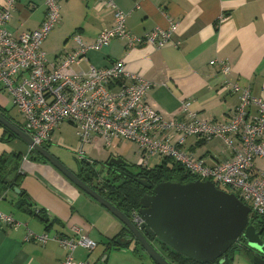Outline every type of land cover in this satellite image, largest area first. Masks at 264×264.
<instances>
[{
	"label": "crops",
	"instance_id": "obj_1",
	"mask_svg": "<svg viewBox=\"0 0 264 264\" xmlns=\"http://www.w3.org/2000/svg\"><path fill=\"white\" fill-rule=\"evenodd\" d=\"M115 1L130 13L127 25L135 34L166 25L164 10L180 22L179 31L174 36L180 44L171 43L163 48L149 44L127 48L123 41L114 39L109 45L90 50L77 69L89 71L92 66L104 68L123 60L128 71L152 81L147 100L168 117L178 115L182 104L188 103L189 109L200 118L229 120L240 102V92L223 90L225 78L249 85L252 94L264 100V0ZM3 3L4 0H0V6ZM45 10V0H19L5 28L14 34L35 30L41 25ZM113 23V11L107 7L97 9L92 0H63L61 20L43 44L48 60L54 61L65 50L73 51L78 46L75 34H80L86 44H92L99 33ZM214 59L226 61L232 71L226 75L218 64H211ZM12 105L15 106L11 95L0 85V106L10 111ZM251 110L255 112L256 107ZM58 131L66 133L63 140L59 136V142L77 149L80 139L77 127L65 121L47 144L50 150ZM4 133L5 129L0 125V155L20 152L24 160L18 184L6 189L0 187V210L22 222L18 227L0 225V264H60L66 249L55 240L46 244L27 240L28 229L36 233L71 236L75 234V228L89 234L98 243L92 251L83 247L76 249L74 258L78 261L156 264L141 246H109L111 240L121 234L129 240L124 224L51 163L31 159V149L24 141L17 138L3 142ZM234 146L240 148L237 138ZM183 148L194 158H203L209 164L231 158L234 154V149L217 137L203 141L190 136ZM134 150L139 156L135 143L115 139L107 144L96 137L86 146L85 153L91 162H104L110 157L129 161ZM74 154L82 159L77 150ZM162 160L155 157L151 166ZM262 171L264 157L258 159L252 168L254 174ZM14 177L12 174L10 179ZM15 187L23 193L17 192ZM39 209L43 217L39 215Z\"/></svg>",
	"mask_w": 264,
	"mask_h": 264
},
{
	"label": "built area",
	"instance_id": "obj_2",
	"mask_svg": "<svg viewBox=\"0 0 264 264\" xmlns=\"http://www.w3.org/2000/svg\"><path fill=\"white\" fill-rule=\"evenodd\" d=\"M18 1L4 0L0 6V85L23 115L25 130L35 144L47 145L62 123L69 121L77 127L82 159H87L85 148L96 137L107 144L115 139L135 143L139 165L148 168L155 157L172 158L198 179L212 180L236 192L251 206L250 222L254 216L264 220V171L252 172L256 161L264 157V100L254 96L249 85L225 78L223 90L240 92V102L227 121L200 118L189 109L188 103L182 104L178 115L168 117L147 100L152 81L128 71L123 60L104 68L92 66L89 71L77 69L90 50L109 45L114 39L123 41L127 48L144 44L155 48L171 43L179 45L174 40L179 21L162 10L167 17L166 25L135 34L127 25L130 13L115 0H92L97 9L107 7L113 11V25L103 29L92 44H86L80 34H75L78 46L49 61L43 44L61 20L63 0H45V16L39 28L14 34L5 25ZM211 64H218L226 75L232 71L226 61L214 59ZM253 106L255 112L251 110ZM190 136L203 141L220 138L234 149V154L214 164L194 158L183 148ZM235 138L240 141L239 149L234 146ZM133 221L138 226L143 223L139 213ZM0 225L18 227L22 222L0 210ZM74 231V235L61 236L28 229L26 239L41 244L57 241L66 249L60 264H91L76 260L74 252L79 247L92 251L98 246L97 241L79 228Z\"/></svg>",
	"mask_w": 264,
	"mask_h": 264
},
{
	"label": "water",
	"instance_id": "obj_3",
	"mask_svg": "<svg viewBox=\"0 0 264 264\" xmlns=\"http://www.w3.org/2000/svg\"><path fill=\"white\" fill-rule=\"evenodd\" d=\"M0 123L42 155L71 182L97 200L117 217L130 231L126 238L137 241L157 264H172L149 240L158 238L178 253L205 263L220 259L224 264L227 253L244 238L246 245L260 253L254 257L264 263V239L250 222L251 206L234 192L217 187L212 180L160 181L155 184L139 179L151 192L141 197L139 214L143 223L138 226L125 212L84 181L76 170L67 165L47 146L34 143L31 135L0 112ZM110 163L125 159L112 157ZM17 192H21L16 187Z\"/></svg>",
	"mask_w": 264,
	"mask_h": 264
},
{
	"label": "trees",
	"instance_id": "obj_4",
	"mask_svg": "<svg viewBox=\"0 0 264 264\" xmlns=\"http://www.w3.org/2000/svg\"><path fill=\"white\" fill-rule=\"evenodd\" d=\"M0 112H2L7 118L15 122L21 128L25 129L24 124L18 119L14 118L8 109L0 106ZM0 125L5 129V133L1 137L3 142L8 143L14 139H20L15 133L7 129L1 123ZM29 154L31 159L47 162V160L35 150H30ZM110 158L104 162H91L88 159L78 158L79 166L77 173L84 181L93 186L104 197L109 199L119 209L130 216L132 220H134L135 215L139 213V209L141 208V197L144 194L151 192L144 184L139 181V179H146L152 184L168 180L187 182L198 179L196 176L189 173L182 164L172 158H162L163 160L161 163L154 166H151L150 163V167L148 168L143 167L138 163H131L126 159L125 162L120 164L110 163ZM23 160L24 155L20 152H13L11 154L4 153L0 155L1 188L6 189L10 186L18 184L19 178L21 176L20 169ZM12 174H15V177L10 179ZM217 187L229 192H234L233 190L225 189V187L218 183ZM38 211L39 215L43 217L41 209ZM251 222H253V224L257 227L262 238L264 239V220L260 217L254 216L251 218ZM124 227L127 233H130L129 229L125 225ZM240 239L245 241L244 238ZM149 240L172 264H221L220 261H216L214 263L197 261L178 253L176 250L162 243L156 238L153 239L151 236H149ZM130 244L136 245L137 247L141 246L137 241L125 240L124 234L114 237L109 243V246H129ZM233 248L231 249L232 251H234ZM231 258L232 257L229 255L224 264H228Z\"/></svg>",
	"mask_w": 264,
	"mask_h": 264
},
{
	"label": "rangeland",
	"instance_id": "obj_5",
	"mask_svg": "<svg viewBox=\"0 0 264 264\" xmlns=\"http://www.w3.org/2000/svg\"><path fill=\"white\" fill-rule=\"evenodd\" d=\"M10 113L11 115L14 116V118H17L19 121H21L22 115L18 112V109L16 106H11L10 108ZM73 127V125H72ZM74 128V127H73ZM59 136H61V140H63L66 137L65 132H57L56 135V141L50 146L51 151L55 155H59L58 157L61 158L65 163L68 162L69 165H72L73 167L75 166V169L78 168L79 163H78V158L75 156L74 152L77 150L79 152V148L81 147V141L79 139V144L77 149H73L69 147L68 145L64 144L63 141L59 142ZM46 146V145H44ZM139 156L135 153V150L132 152L130 156L129 162L134 163L137 162ZM227 190H232L229 187H225ZM237 243L235 245L234 249V257L231 258L230 262L228 264H256V261L252 258V256L249 255L248 251L244 248L242 244L238 245Z\"/></svg>",
	"mask_w": 264,
	"mask_h": 264
},
{
	"label": "flooded vegetation",
	"instance_id": "obj_6",
	"mask_svg": "<svg viewBox=\"0 0 264 264\" xmlns=\"http://www.w3.org/2000/svg\"><path fill=\"white\" fill-rule=\"evenodd\" d=\"M238 243H239L238 245L242 244V245L244 246V248L246 249V251H248L249 255L252 256L253 259H254V257H255L257 254H260V253L256 252V250L249 248V247L246 245V241H243V240L240 239V241H239ZM166 245H167V244H166ZM226 255H227V257H229L230 252H228ZM260 255H261V254H260ZM219 261H220V259L217 260V262H219ZM256 263H257V262H256ZM262 264H263V263H262Z\"/></svg>",
	"mask_w": 264,
	"mask_h": 264
}]
</instances>
